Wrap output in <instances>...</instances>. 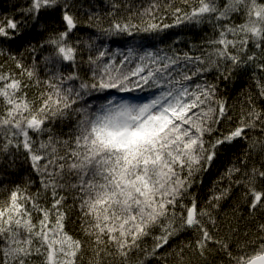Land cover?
Here are the masks:
<instances>
[{
  "label": "snow or ice",
  "instance_id": "obj_1",
  "mask_svg": "<svg viewBox=\"0 0 264 264\" xmlns=\"http://www.w3.org/2000/svg\"><path fill=\"white\" fill-rule=\"evenodd\" d=\"M19 13L0 19V264H264V0ZM181 27L183 48L104 42Z\"/></svg>",
  "mask_w": 264,
  "mask_h": 264
},
{
  "label": "trees",
  "instance_id": "obj_2",
  "mask_svg": "<svg viewBox=\"0 0 264 264\" xmlns=\"http://www.w3.org/2000/svg\"><path fill=\"white\" fill-rule=\"evenodd\" d=\"M26 0H0V19L4 17H15L17 19L20 18L19 7L24 5ZM101 7H105L104 4ZM170 22V21H168ZM179 36V39L182 41L177 47L183 48V41L189 40L193 37V33L189 32L185 29L181 28H172L168 29L163 33L159 34H144L139 33L133 36L127 35H116L110 38H105L104 42L109 47L110 51H127L129 47H139L141 44L144 45L146 49L155 50L157 48H166L169 44L173 43V40ZM2 62V61H0ZM11 67V63H9L5 70ZM243 89V84H240L235 90L230 91V102L236 100L237 93ZM156 89L152 90H137L131 93H117L115 91L112 92V95H117L122 98L129 99L132 102H138L143 100V98L148 97L150 93L156 92ZM31 94V93H30ZM99 102V101H98ZM227 164V158H221L217 162L214 163L213 169L209 171V173L204 174V182L197 189L201 197H206L208 195L209 189L211 188L213 181L217 179L219 174L223 172L224 166ZM229 212V216H231V210L226 209ZM242 211L246 212V209H242ZM264 219V218H261ZM251 229L249 232V236L254 238L255 228L252 226V222H240L241 232L244 231L245 227ZM240 239L243 241L246 239L243 235L240 236ZM211 264H219V261L223 259L222 257H212ZM226 264V261H225Z\"/></svg>",
  "mask_w": 264,
  "mask_h": 264
},
{
  "label": "rangeland",
  "instance_id": "obj_3",
  "mask_svg": "<svg viewBox=\"0 0 264 264\" xmlns=\"http://www.w3.org/2000/svg\"><path fill=\"white\" fill-rule=\"evenodd\" d=\"M155 92H153V94H154ZM152 93H150L149 95H148V97H146V98H143V100H141V101H138V102H145L147 99H150L151 97H152V95H153Z\"/></svg>",
  "mask_w": 264,
  "mask_h": 264
}]
</instances>
